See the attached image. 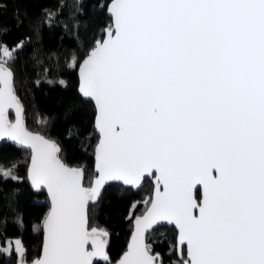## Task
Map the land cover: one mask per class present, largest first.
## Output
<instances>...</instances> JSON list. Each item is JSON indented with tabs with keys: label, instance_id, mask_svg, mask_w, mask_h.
<instances>
[{
	"label": "snow or ice",
	"instance_id": "snow-or-ice-1",
	"mask_svg": "<svg viewBox=\"0 0 264 264\" xmlns=\"http://www.w3.org/2000/svg\"><path fill=\"white\" fill-rule=\"evenodd\" d=\"M102 7L111 23L79 64L99 133L88 186L54 141L24 126L7 66L22 45H0V138L31 148L29 179L51 199L32 264H112L109 233L90 227L89 203L109 182L140 189L146 180L152 194L142 214L140 202L131 205V238L116 264H164L146 243L160 222L177 232L172 264H264V0ZM14 244L17 264H28L22 242Z\"/></svg>",
	"mask_w": 264,
	"mask_h": 264
},
{
	"label": "trees",
	"instance_id": "trees-1",
	"mask_svg": "<svg viewBox=\"0 0 264 264\" xmlns=\"http://www.w3.org/2000/svg\"><path fill=\"white\" fill-rule=\"evenodd\" d=\"M108 1L0 0V45L10 50L22 45L7 66L13 73L24 123L52 139L63 162L83 169L87 186L95 175V108L77 91V66L111 23L106 7H102ZM73 61L74 67L70 66ZM29 156V151L16 145L0 146V170H11L18 177L13 180L0 175V248L9 249L6 243L19 239L28 264L39 254L42 221L49 207L45 192L28 180ZM151 191L149 180L136 191L114 182L104 188L97 202L89 204L90 227L109 233L107 252L112 264L125 250L132 229L128 219L131 205L140 202L136 215L142 214V201ZM175 242V229L164 225L154 228L146 239L164 264L177 259ZM10 250L11 255L0 251V264H17L12 243Z\"/></svg>",
	"mask_w": 264,
	"mask_h": 264
},
{
	"label": "water",
	"instance_id": "water-1",
	"mask_svg": "<svg viewBox=\"0 0 264 264\" xmlns=\"http://www.w3.org/2000/svg\"><path fill=\"white\" fill-rule=\"evenodd\" d=\"M108 3H110V0L108 1ZM106 15L110 18L109 14L107 13V9H106ZM110 20H111V19H110ZM86 56H87V54H86V55L84 56V58L79 62V64L83 62V60L85 59ZM79 64H78V66H77V76H78L77 91H78L79 95H80L83 99L88 100V101H91L92 104H93V106H94V108H95V103H94V101L90 100L89 98L84 97V96L80 93V91H79V87H80V71H79ZM13 90H14V87H13ZM14 94L16 95V92H15V91H14ZM16 97H17V96H16ZM17 99H18V98H17ZM18 101H19V100H18ZM19 104H20V106L22 107L20 101H19ZM10 115H11V117H10ZM22 115H23V113H22ZM7 117H8V120H9V121H11V122H15V120H16V110H15V108H10V109H8ZM95 119H96V108H95V114H94V129H95V133H96V135H97V141H96V144H97L98 141H99V133H98L96 127H95ZM23 121H24V119H23ZM24 126L26 127L25 123H24ZM26 129H27L29 132L33 133V134L41 135V136L45 137L46 139L53 141V140L50 139L49 137H47V136H45L44 134L40 133L39 131H35V130H32V129H29V128H27V127H26ZM3 143H10V144L16 145L17 147H20V148H22V149L27 150V151L30 152L29 162H28V166H27V177H28L29 182L31 183V181H30V179H29V171H28V170H29V166H30V164H31V157H32V150H31V148L28 147V146H26V145H22V144H19V143L15 142V141L9 140L7 137L0 138V146H1ZM95 147H96V145H95ZM93 158H94V162H93V170H94V173H95V153H94ZM64 163H65V162H64ZM65 164H66V163H65ZM66 165L69 166L70 168H80V167H76V166H70V165H68V164H66ZM80 169H81V168H80ZM92 179H94V177H93ZM114 182L122 184L121 182H118V181H112V182H109L108 184H110V183H114ZM108 184H106L105 187H106ZM31 185H32V183H31ZM122 185H123V184H122ZM85 186H87V185H85ZM123 186H125V185H123ZM105 187H104V188H105ZM126 187H128V186H126ZM104 188H103V190H104ZM42 190H43V191L45 192V194H46V197H47V201H48L49 207H48L47 213H46V215H45V217H44V219H43V221H42V238H41L40 251H39V254H38L36 257H34V258L32 259V261H34L35 259H37L38 257H40V256L42 255L43 245H44V239H45L44 222H45V218H46V216L48 215V213H49V211H50V208H51V199H50V196L48 195L47 189H46V188H42ZM103 190H102V191H103ZM132 190L136 191L137 189H132ZM151 194H152V191H151ZM90 203H91V202H90ZM90 203H89V204H90ZM87 213H88V209H87ZM159 225H164V226H168V227H173V228L175 229L174 225H168L166 222H160ZM159 225H158V226H159ZM156 227H157V226H154V228H156ZM154 228H153V229H154ZM153 229L149 230L148 233H150ZM175 231H176V229H175ZM131 233H132V229H131L130 234H129V236H128L125 250L120 254L118 260L121 258V256L123 255V253H124L125 251H127V246H128V242H129V240H130V238H131ZM148 233H147V235H148ZM176 235H177V232H176ZM118 260H117V261H118ZM32 261L30 262V264H32ZM117 261H116V262H117ZM98 262H101V261H98ZM115 264H116V263H115Z\"/></svg>",
	"mask_w": 264,
	"mask_h": 264
},
{
	"label": "rangeland",
	"instance_id": "rangeland-1",
	"mask_svg": "<svg viewBox=\"0 0 264 264\" xmlns=\"http://www.w3.org/2000/svg\"><path fill=\"white\" fill-rule=\"evenodd\" d=\"M16 240H19V239H17V238H13L12 240H11V243L15 246V244H14V242L16 241ZM9 242H7L6 243V246H9Z\"/></svg>",
	"mask_w": 264,
	"mask_h": 264
}]
</instances>
